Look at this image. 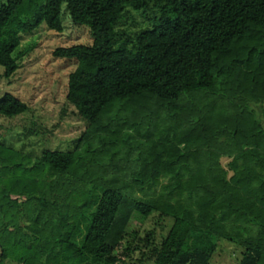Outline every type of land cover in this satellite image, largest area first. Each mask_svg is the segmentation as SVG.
Masks as SVG:
<instances>
[{
    "label": "trees",
    "instance_id": "1",
    "mask_svg": "<svg viewBox=\"0 0 264 264\" xmlns=\"http://www.w3.org/2000/svg\"><path fill=\"white\" fill-rule=\"evenodd\" d=\"M41 25L83 33L51 55L84 128L0 141V264H209L220 240L264 264V0H0V79ZM28 109L0 97L2 119ZM152 216L161 237L128 232Z\"/></svg>",
    "mask_w": 264,
    "mask_h": 264
},
{
    "label": "rangeland",
    "instance_id": "2",
    "mask_svg": "<svg viewBox=\"0 0 264 264\" xmlns=\"http://www.w3.org/2000/svg\"><path fill=\"white\" fill-rule=\"evenodd\" d=\"M133 17L137 23L142 21L138 15ZM64 23L67 25L68 20ZM48 31L52 32L41 25L35 33L22 38V48L30 46L19 58L20 67L12 77L0 79V97L8 92L29 106L26 112L16 117L0 118V141L9 142L14 148H19L26 142L25 150L30 153L38 152L41 148H70L72 140L80 135L85 122L84 119L72 115L63 95V84L74 64L55 60L51 55L55 47L67 40L80 39L83 33L70 27L62 35ZM36 126H40L37 129L45 133L30 134L28 137L22 135L25 130H36ZM156 218L157 216H152L139 220L135 217L127 230L130 233L137 230L143 236L145 230L155 227L161 237L167 230L169 220L164 221L162 227L158 225L161 221ZM239 258L240 251L235 245L220 240L209 264H238Z\"/></svg>",
    "mask_w": 264,
    "mask_h": 264
}]
</instances>
